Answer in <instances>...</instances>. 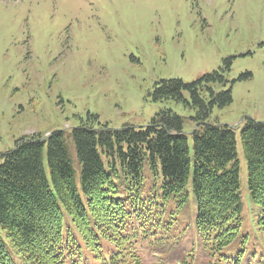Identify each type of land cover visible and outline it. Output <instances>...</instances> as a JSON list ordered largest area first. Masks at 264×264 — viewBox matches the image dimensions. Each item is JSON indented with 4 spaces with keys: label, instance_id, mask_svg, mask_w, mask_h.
Returning a JSON list of instances; mask_svg holds the SVG:
<instances>
[{
    "label": "trees",
    "instance_id": "16d2710c",
    "mask_svg": "<svg viewBox=\"0 0 264 264\" xmlns=\"http://www.w3.org/2000/svg\"><path fill=\"white\" fill-rule=\"evenodd\" d=\"M224 72L156 83L154 99L188 116L164 107L119 128L96 116L18 139L0 160V264H173L196 245L195 264H264V122L241 129L244 188L235 130L211 118L233 101Z\"/></svg>",
    "mask_w": 264,
    "mask_h": 264
},
{
    "label": "rangeland",
    "instance_id": "374dc122",
    "mask_svg": "<svg viewBox=\"0 0 264 264\" xmlns=\"http://www.w3.org/2000/svg\"><path fill=\"white\" fill-rule=\"evenodd\" d=\"M223 67L217 89L233 101L211 118L235 130L246 188L241 129L264 122V0H0V160L23 136L70 133L90 117L119 128L164 107L188 116L154 99L156 83ZM45 168L50 181L47 149ZM254 218L249 205L253 230Z\"/></svg>",
    "mask_w": 264,
    "mask_h": 264
}]
</instances>
